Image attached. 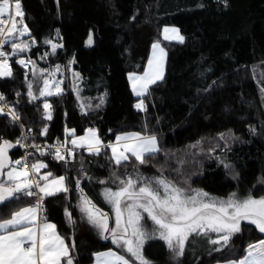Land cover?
Returning a JSON list of instances; mask_svg holds the SVG:
<instances>
[{
    "label": "trees",
    "instance_id": "1",
    "mask_svg": "<svg viewBox=\"0 0 264 264\" xmlns=\"http://www.w3.org/2000/svg\"><path fill=\"white\" fill-rule=\"evenodd\" d=\"M21 5L30 33L21 39L31 45L35 41L30 52L21 55L35 61L44 40L58 33L57 43L62 46L38 64L66 69L61 95L31 102L27 82L33 83L37 96L41 83L16 63L20 55L12 59L13 75L0 78V93L32 129V141L70 142L66 128L74 130L75 136L91 128L104 145L114 143L119 134L139 132L156 136L160 148L144 164L131 158L119 167L106 147L99 155L81 150L68 163L40 157L47 162V172L67 178L68 192L46 197L43 215L67 240L73 264H91L94 254L110 249L131 260L111 239L92 232L77 207V179L84 193L106 213L102 190H116L119 178L137 171L145 177L163 173L178 187L200 189L221 199L232 193L264 197V97L260 92L264 87V0H21ZM164 26L177 27L184 42L164 41ZM91 34L93 44L87 46ZM157 42L167 53L164 78L149 86L144 97L135 98L127 75L144 72L151 45ZM9 49L6 44V52ZM74 73L80 77L76 81L80 100L73 91ZM45 101L51 105V119L44 118ZM141 101L144 110L135 107ZM81 102L91 107L82 112ZM45 127L47 132L41 135ZM17 136L18 127L0 115V142L15 144ZM21 155L20 150L11 152L12 159ZM34 201L35 197L25 196L8 207L0 205V219ZM65 208L72 215L70 224ZM262 238L264 234L254 225L242 222L241 231L221 252L188 263L165 249L160 255L154 252L149 264L238 260L249 244Z\"/></svg>",
    "mask_w": 264,
    "mask_h": 264
},
{
    "label": "snow or ice",
    "instance_id": "2",
    "mask_svg": "<svg viewBox=\"0 0 264 264\" xmlns=\"http://www.w3.org/2000/svg\"><path fill=\"white\" fill-rule=\"evenodd\" d=\"M23 17L21 0H0V49L10 43L13 56L27 51L30 47L28 42L20 40L21 37L30 35ZM9 22L11 27H7ZM169 31L177 30L165 28L164 39H169L167 35ZM178 38L183 42V37ZM31 43L35 44V41ZM45 43L51 44L53 52L62 46L53 44L50 40H46ZM87 43L89 46L92 44L91 36ZM152 48L153 56L148 59L143 75H129L132 92L136 96L147 94L148 86L162 77L161 58L164 56V49L160 47L159 42L154 43ZM157 49H159V57L156 54ZM16 63L25 68L31 65L33 77L42 79L38 96L34 95L33 83L27 82L30 102L40 97L62 94L63 89L60 86L62 82L55 81V74L61 72L59 65L48 73L50 82L49 78H43V70H38L32 60L17 59ZM37 72H40V76H37ZM12 75L9 54L0 50V78ZM73 75L75 77L73 91L77 92V99L80 100L79 86L76 83L80 77L78 73ZM260 92L264 97V87L260 88ZM4 99L5 97L0 95V101ZM99 99L100 104H103L104 98ZM43 107L44 118L51 119V105L45 101ZM86 107L90 108L91 104L85 105L81 102L82 112ZM135 107L144 110L143 101ZM0 115H10L13 122L20 119L19 114L11 108L5 113L4 108L0 107ZM46 132L47 127L41 135ZM65 135L72 137L70 141L72 149L66 148L67 141L65 144L54 146L55 159L65 163H68V160L62 154V149L72 157L73 149L76 148L86 149L89 155H99L106 147L111 150L110 160L117 167L131 158L144 164L148 156H154L160 151L156 136L139 132L118 135L114 143L107 145L98 138L96 130L91 128L80 137H75V131L66 128ZM22 138L26 140L28 137L25 135ZM221 138L223 139V135ZM15 145L26 147L21 140H17ZM15 145L7 140L0 142V205L8 207L12 201L25 196L35 197V202L19 207L9 218L0 219V264H61L63 259H66L67 264H73L68 246L58 234L56 225L49 223L43 215V201L46 197L68 192L67 178L54 176L52 172L42 174L41 169L48 167L43 162H34L25 170L26 159L12 161L9 158L8 150ZM32 147L37 146L32 145ZM40 154L45 153L41 151ZM224 166L229 167L227 164ZM113 176L117 174L113 173ZM99 183L106 182L101 180ZM76 187L79 192L77 207L87 222L97 229L101 239H111L114 245L131 258L130 261L124 255L109 251L97 255V264H132V262L149 264L143 254V246L145 241L150 239L163 241L174 257L179 258L183 255L190 237H209V233H215L218 238L209 237V242L220 245V248L215 249L220 251L221 248L227 247L234 234L241 231L242 222L254 225L259 233L264 234V197L254 198L250 194L241 199L236 193H232L227 199H220L200 189L188 191L178 187L163 173L158 177H145L137 171L135 175L127 174L126 178H119L116 190L105 187L101 192L104 202L112 210L114 226L110 227L109 214L97 207L84 193L79 179ZM65 216L69 223L73 222L67 208H65ZM149 221L150 230L146 227ZM245 253L243 258L229 261L228 264H264V238L249 244Z\"/></svg>",
    "mask_w": 264,
    "mask_h": 264
},
{
    "label": "rangeland",
    "instance_id": "3",
    "mask_svg": "<svg viewBox=\"0 0 264 264\" xmlns=\"http://www.w3.org/2000/svg\"><path fill=\"white\" fill-rule=\"evenodd\" d=\"M167 35H169V33H167ZM90 36L92 37V44H93V36H92V34ZM178 37L179 36L177 34H175L173 36H169V38H173V39H178ZM21 38H20V40H22ZM46 40H50V41H52L53 44L59 45L57 43V35H55L52 38H48ZM46 40H44V42H43L44 46L38 52L36 60L35 61L33 60V62L36 65V68L38 70H43V78H49L48 77V73L54 71L55 68H56V66L59 65V64H54V65H51V66H40L38 64L39 61H42V60L47 61V59L50 56L54 55V53L58 49V48H56L55 52H53L52 47H51V44L45 43ZM29 45H30L29 49L27 51L23 52V53H29L32 45H35V44H32V45L29 44ZM86 45L89 46L88 43H86ZM23 53H20L19 55H21ZM60 68H61V72H57L55 74V81H61L62 83H61L60 86L63 89V85H64V82L66 80L65 79L66 69H65V67H62V66H60ZM30 72L32 74V69H30ZM37 76H40V72H37ZM49 79H50V82H51V78H49ZM36 80H39L40 83H41V86H42V79H36ZM53 91H54V89H53ZM53 95H56V94H53ZM15 160H18V158L14 159L13 161H15ZM211 196H213V195H211ZM237 196L239 198L243 199L244 197H246L248 195L247 194H245V195H238L237 194ZM214 197H216V196H214ZM95 204L97 205V207H99L103 211V208L97 202H95ZM106 210L109 213V226L110 227H113L114 226V218L112 216V210H111V208L109 207L108 204H106ZM89 226H90L92 232H94V234H96L97 236L100 237L99 232L97 231V229H95L94 227H92L90 224H89ZM146 227H148L149 230L151 229V222L150 221L147 222ZM209 237L211 239H217L218 238L217 234H215V233H209ZM209 237H204V236H192V237H190L189 238V241L186 243L185 251H184L183 255L181 256L184 259V261H186V262L189 263V262L195 261L196 259H198V257L203 256V255H206L208 253H211V252H221L222 250L226 249L228 247V245H229L228 244L227 247L221 248L220 251H216L215 249L216 248H220L221 246L220 245H214V244L210 243L209 242ZM221 244H223V241H221ZM165 249H168V248L164 244L163 241L158 240V239H150V240H146L145 241V244L143 246V254H144L145 258L149 262H152L153 260H152V258H150V256L154 252L160 255L162 252H164Z\"/></svg>",
    "mask_w": 264,
    "mask_h": 264
},
{
    "label": "built area",
    "instance_id": "4",
    "mask_svg": "<svg viewBox=\"0 0 264 264\" xmlns=\"http://www.w3.org/2000/svg\"><path fill=\"white\" fill-rule=\"evenodd\" d=\"M10 26V22L9 24L7 25V27ZM5 46L6 44L4 45V47L0 50H3L6 52L5 50ZM11 52H12V49H9V52H6L9 54V64L11 65L12 63V59H13V55H11ZM18 59H24V60H29L28 57L26 55H20ZM18 64V63H17ZM26 74L29 73L30 69H31V65H28L27 68L25 67H22L20 64H18ZM0 95H2L0 93ZM5 105H7V107H5ZM0 107H3L4 108V111L5 113H7L9 111V109H13V107L7 103L4 99V101H0ZM8 116L9 118V121L12 125H16L18 127V136H17V140H21L22 143L24 145H26V147H20L21 148V152H22V155L20 157V160H24L26 159L27 161V166L25 168V170L28 169V167H30V165L32 164V160L35 158V157H55V145L57 144H65V141H60L58 139H56L55 141L53 142H38V143H35L32 141V129L29 128L26 124H24L22 121H20V119L18 121H15L13 122L12 119H11V116L10 115H6ZM27 136L28 138L25 140L23 139L22 137L23 136ZM16 140V141H17ZM32 145H36L37 147H32ZM72 144L70 142H67L66 143V148L68 149H72ZM41 151H44V155H41L40 152ZM62 154L65 155L66 159L68 158H73L75 156V154L79 151H81L80 149L76 148V149H73V152H74V156L72 157H69L67 155V152L62 149ZM35 202V201H34Z\"/></svg>",
    "mask_w": 264,
    "mask_h": 264
},
{
    "label": "crops",
    "instance_id": "5",
    "mask_svg": "<svg viewBox=\"0 0 264 264\" xmlns=\"http://www.w3.org/2000/svg\"><path fill=\"white\" fill-rule=\"evenodd\" d=\"M17 19H18V18H17ZM10 27H11V23H10ZM165 28H168L169 30H171V29H176V30H177L176 32L169 31V32H168V33H169L168 36H173V35L177 34L179 37H183V42H184V40H185L184 36H182V34L180 33L179 29H178L177 27H174V26H164V27L162 28L161 36H162V39H163L164 41H166V42H170V43H178V44H182V43H183V42H181V41L179 40V38H178V39H173V38L164 39V36H165L164 29H165ZM8 44H10V43H8ZM153 44H154V43H153ZM153 44H152V45H153ZM152 45H151V48H150V52H149L148 59H149L151 56H153V48H152ZM10 47H11V44H10ZM160 47L162 48L161 45H160ZM156 54H157V57H159V49L156 50ZM166 61H167V53H166V51L164 50V56L161 58V63H162V65H161L162 77L159 78V79H157L155 83L160 82V81L164 78V75H165V69H166ZM147 65H148V60H147V62H146V66H145V68L147 67ZM144 70H145V69H144ZM143 73H144V72H143ZM143 73H142V74L129 73V74L127 75V80H128V84H129V86H130L131 91H132V87H131V83H130V81H129V75H130V74H133V75H135V76H142ZM155 83H152V84H150L149 86H151V85H153V84H155ZM149 86H148V87H149ZM132 94H133V92H132ZM145 95H146V94H145ZM145 95H144V96H145ZM133 96H134L135 98H138V99L144 97V96H136V95H134V94H133ZM86 131H87V130H86ZM86 131L84 132V134H82V135H80V136H84L85 133H86ZM126 133H130V132H126ZM126 133H122V134H119V135H123V134H126ZM96 134H97V136H98V132H97V131H96ZM80 136H76V137H80ZM117 136H118V135H117ZM98 138H99V136H98ZM71 139H72V138H71ZM71 139H70V141H71ZM114 142H115V141H114ZM78 149H80V150L85 151L86 153H88V152L86 151V149H84V148H78ZM109 152H110V156H111V150H110V149H109ZM14 159H15V158H14ZM14 159H12V161H13ZM19 159H20V158H19ZM34 162H43V163H45V164L47 165L46 160H44V159H40V158H38V157H35V158H34V160L32 161V163H34ZM126 162H127V161H126ZM46 169H47V167L44 168V169H41V173H42V174H43V173H47V170H46ZM60 193H64V192H60ZM58 194H59V193H58ZM66 220H67V223L70 224L69 221H68V219H67V217H66ZM47 221H48V220H47ZM48 222H49V223H52V224H55V223L52 222V221H48ZM55 225H56V224H55ZM56 230H57L58 234L64 239L65 244L68 246V249H69V256L71 257V250H70V246H69L67 240H66V239H65V238L59 233V231H58V229H57V226H56ZM255 243H256V242H255ZM109 251L116 252L118 255H122V254H120V253H118L117 251L112 250V249H110V250H105V251H102V252H99V253L94 254V259H93V262H92L91 264H97V255H98V254H100V253H107V252H109ZM125 258H127V257L125 256ZM127 259H128V258H127ZM130 261H131V260H130ZM228 262H229V261H227V262H222V263H217V264H228ZM61 264H67L66 259H63V260L61 261ZM132 264H133V263H132Z\"/></svg>",
    "mask_w": 264,
    "mask_h": 264
},
{
    "label": "water",
    "instance_id": "6",
    "mask_svg": "<svg viewBox=\"0 0 264 264\" xmlns=\"http://www.w3.org/2000/svg\"><path fill=\"white\" fill-rule=\"evenodd\" d=\"M14 145H15V144H14ZM13 150H20V151H22L19 145H15V146L12 147L11 149H9V150H8V154H9V158H10L11 160H12V158H11V152H12ZM106 234H107V233H106Z\"/></svg>",
    "mask_w": 264,
    "mask_h": 264
},
{
    "label": "bare ground",
    "instance_id": "7",
    "mask_svg": "<svg viewBox=\"0 0 264 264\" xmlns=\"http://www.w3.org/2000/svg\"><path fill=\"white\" fill-rule=\"evenodd\" d=\"M161 65H162V63H161Z\"/></svg>",
    "mask_w": 264,
    "mask_h": 264
}]
</instances>
